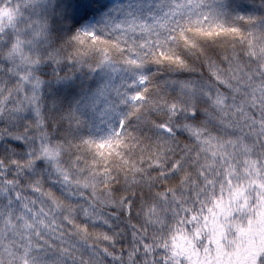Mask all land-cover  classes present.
Returning a JSON list of instances; mask_svg holds the SVG:
<instances>
[{"label":"snow or ice","instance_id":"obj_1","mask_svg":"<svg viewBox=\"0 0 264 264\" xmlns=\"http://www.w3.org/2000/svg\"><path fill=\"white\" fill-rule=\"evenodd\" d=\"M38 3L0 0V264H264V7L130 0L55 48Z\"/></svg>","mask_w":264,"mask_h":264},{"label":"trees","instance_id":"obj_2","mask_svg":"<svg viewBox=\"0 0 264 264\" xmlns=\"http://www.w3.org/2000/svg\"><path fill=\"white\" fill-rule=\"evenodd\" d=\"M129 2L130 0L118 2H112L111 0H72L71 14L73 19L70 22V27L73 31L90 23H97L117 4H128ZM238 6L239 4L235 7ZM262 6H264V0H255L256 8H261ZM249 14L257 13L250 12ZM45 79L50 80L51 75H45ZM106 79L105 73H90L86 71L79 74V79L75 85L52 84L46 92V107L49 108L52 117L57 118L61 109L66 110L68 107H74L86 97L88 89L86 87L81 91L78 86L80 81H84L86 84L99 85Z\"/></svg>","mask_w":264,"mask_h":264},{"label":"clouds","instance_id":"obj_3","mask_svg":"<svg viewBox=\"0 0 264 264\" xmlns=\"http://www.w3.org/2000/svg\"><path fill=\"white\" fill-rule=\"evenodd\" d=\"M11 2L14 3L15 0H11ZM247 2L248 0H232V5L235 7ZM71 6L72 0H39L36 5L35 15L48 23L49 39L55 48L61 47L72 31L70 27V22L73 19ZM3 55L4 49L0 48V59L3 58ZM4 76L6 73L0 72V77Z\"/></svg>","mask_w":264,"mask_h":264},{"label":"rangeland","instance_id":"obj_4","mask_svg":"<svg viewBox=\"0 0 264 264\" xmlns=\"http://www.w3.org/2000/svg\"><path fill=\"white\" fill-rule=\"evenodd\" d=\"M112 2H118V1H121V0H111Z\"/></svg>","mask_w":264,"mask_h":264}]
</instances>
